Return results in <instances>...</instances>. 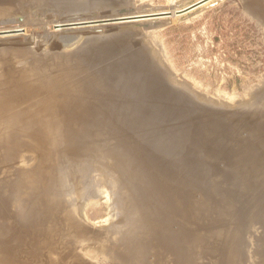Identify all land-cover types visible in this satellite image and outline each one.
Masks as SVG:
<instances>
[{
	"label": "bare ground",
	"instance_id": "obj_1",
	"mask_svg": "<svg viewBox=\"0 0 264 264\" xmlns=\"http://www.w3.org/2000/svg\"><path fill=\"white\" fill-rule=\"evenodd\" d=\"M122 2L0 0V20L10 18L13 5H23L16 19L0 22L21 24L13 31L0 29L1 40L19 38L8 33L31 27L44 28L43 33L49 29L50 22L30 18L37 16L35 8L44 7V16H65L114 9ZM259 3L264 7V0ZM184 9L55 21L54 32L35 35L37 41L47 35L53 40L60 32L87 28H78L82 25L106 28L97 23L176 17ZM23 17L27 20L20 23ZM75 37L59 38L63 52L48 46L42 52L0 49L1 139L19 133H8V125L28 129L32 145L27 151L35 158L31 170L20 171L16 191L19 211L30 210V215L17 220L15 210L1 209L0 264H30L25 256L40 264H92L78 255L79 248L103 264H251L244 222L264 219L248 203L256 198L264 204V133H257L251 114L194 104L190 95L170 86L144 52L130 57L112 50V38ZM74 40H82L81 46L68 51ZM31 52L37 55L28 57ZM263 87L264 82L254 90ZM259 94L254 104L262 100ZM174 122L190 125L182 139L175 132L169 135ZM246 132L256 139L244 138ZM13 159L8 144L0 146V194H15L5 174L15 165ZM64 162L73 163L75 172L66 174ZM95 198L108 204L111 227L104 231L92 230L85 220L84 209ZM197 220L202 235L195 229Z\"/></svg>",
	"mask_w": 264,
	"mask_h": 264
},
{
	"label": "rangeland",
	"instance_id": "obj_2",
	"mask_svg": "<svg viewBox=\"0 0 264 264\" xmlns=\"http://www.w3.org/2000/svg\"><path fill=\"white\" fill-rule=\"evenodd\" d=\"M259 1L260 0H223L216 7L200 14L197 13L200 9H197L184 15H176V17L171 14L172 17L170 18L165 17L157 20L156 18L138 19L137 23H124L125 20L122 22L118 20L97 23L107 24V27L127 24L128 26L140 25L136 28H129L126 31H120L110 35L87 36L81 32L91 30V28L89 29L88 26L82 25L78 28L87 27L88 29H74V31L67 30L64 31L66 32L65 35H61L63 32H60V36L57 40L61 44L63 43L62 50L53 52L64 51V42L59 39L62 37L65 39L64 36L71 40L72 38L74 39L75 36H79V38L81 36L84 39L97 36L102 40L103 38H112L114 39L112 50L116 51V53H123L130 57H133L140 52H144L153 68L162 76L166 77V81L169 82L170 86L173 89L176 86L175 90L177 89L178 91L179 89H182L180 92H183V96L190 95L193 98L189 97L193 100L192 102L197 101V103L194 104L200 102V104H202L201 106L206 105L210 111L214 106L216 109L218 107V109L251 114L250 120L253 122V125H256L257 133L259 132L258 130H263L262 133H264V118L256 115L258 113L264 116V89L259 91V93L261 92L262 100L260 103L254 104L255 100L260 96L258 91L254 89H257L256 87L264 82V7L260 5ZM27 4L29 5V3ZM21 6H23L21 3L13 5V10L16 7L18 9L16 8L14 10V13L10 15V18H1L0 22H5L8 19H16L20 16L21 13H23ZM187 6H189V4L186 0H184V2L183 0H124V2L117 5L114 9L100 8L84 13L90 14L92 12L110 9L112 14L95 17L99 19H107L110 17L120 18L126 16L125 14H128H115L114 11L119 9L124 10L126 8H132L134 9L132 13L137 12V14L141 13L144 15L168 12L173 8L184 9ZM137 8H140L143 11L140 9L137 10ZM43 11L44 7L32 10V12H41L42 14L44 13ZM77 14L80 13L71 15ZM57 15H60V17L64 16L61 14ZM67 15L70 14H66L65 16ZM79 19H81V17H71L64 21ZM157 21H160L164 25L149 28L143 26L144 24H154ZM47 22H50L51 24L47 27L49 29H46L44 33L46 32L49 34L50 32H54L56 30L54 27L55 21ZM106 28L99 29L104 30ZM29 30L32 31V27L29 28ZM29 30H26L27 34L29 33ZM8 34L18 35L17 33L12 32ZM3 35L0 36V40ZM40 39L52 41L51 35L50 37L47 35V37L45 36ZM81 42L77 44L74 40L69 44L72 47L74 45V47H71L72 49L68 51L78 49L81 46ZM75 44H77V46H75ZM30 48L34 47H26L24 49ZM30 54H32V56L33 54L37 55L36 52H31L27 53V56L29 57ZM256 95H258V97ZM200 104H198V106H200ZM34 107L39 106L36 105ZM15 115L16 114L13 112L9 113V116ZM176 123L179 122L170 123L169 135L170 132H175V134L182 139L184 133L190 128V125L186 123ZM16 129L19 130V133L13 139L6 137V142L1 139L2 136L0 134V146L8 144L9 152L14 156L12 161L15 162L13 163L15 165L9 170H6L5 173L10 180L11 188L15 194L12 192H10V196H8L9 194H0V213L2 212V208L10 211L15 210L17 212L16 219L19 220L20 218H23V216L25 217L31 213L29 210L27 214L23 215L21 211H19L16 191L17 189H20V171L23 169L31 170L35 164V158L32 151H27L32 145L30 140L27 139L30 136L29 130L22 129L21 126L14 127L8 125V133L12 134ZM242 136L251 141L256 139L255 137L251 138L252 136H250L248 132L243 133ZM17 140H24V142H27L28 144L18 147L16 144ZM75 157L76 156L73 157V160ZM18 167H21L20 170H17ZM63 168L66 174L75 172L73 163L71 162H64ZM76 177L79 179V176ZM97 191H99V189L95 190V192ZM260 202L261 201L256 198L248 200L249 207L257 209L256 211H259V213L264 216V204ZM84 210L87 215V218H85V220L87 219L86 223L92 230L96 232L104 231L111 227L108 220V204L105 202L104 198L90 200ZM80 217L83 218V216ZM201 222L202 221L200 220L196 221L197 225L195 229L202 235L204 234V230L197 229L202 227ZM11 226H13V220ZM244 227L246 229V237H248L249 241V261L252 264L254 258L259 255L258 260H256L254 264H264V251L262 248V242L264 243V219H255L254 217L253 219H251V217L248 219L246 218ZM77 241L81 243L82 239L79 238ZM46 255L51 256L48 252H46ZM78 255L84 257L92 264L104 263V261H101L100 257L95 258L88 249L83 250L79 248ZM25 259L26 262H31L30 264H40L35 261L37 259L34 256L28 257L29 260L25 256ZM22 261L25 262L24 257ZM32 261H34V263H32Z\"/></svg>",
	"mask_w": 264,
	"mask_h": 264
},
{
	"label": "water",
	"instance_id": "obj_3",
	"mask_svg": "<svg viewBox=\"0 0 264 264\" xmlns=\"http://www.w3.org/2000/svg\"><path fill=\"white\" fill-rule=\"evenodd\" d=\"M184 1V0H183ZM213 0H186V2H188L189 6H187L184 11H182L181 13H178L179 15H184L186 13H189L193 10H197V13H204L214 7H216L217 5H219L223 0H216V2H213L212 4L206 6L205 8H201V6L207 2H210ZM115 14L117 15H121L123 13H132L133 9L132 8H126V9H119V10H115L114 11ZM113 12V13H114ZM31 14V13H29ZM112 14V11L110 9H105V10H100L99 12H92L90 14L87 13H80L77 15H67V16H62L60 17V15L58 16L57 14H55L54 12H48L45 16L39 12L36 15L31 14L30 18L35 19V17L40 20V19H44L45 21H59V20H66L68 18L74 17V18H82V17H98V16H104V15H110ZM120 17V16H119ZM170 18L171 15L170 14H164V15H155V16H150V18ZM123 18V17H120ZM144 18V17H143ZM139 19V18H137ZM136 19V20H137ZM141 19V18H140ZM24 20H27L25 17L20 19V23H23ZM124 21V19L120 20V22ZM29 22V19H28ZM27 22V23H28ZM103 23V22H100ZM17 25H21V24H15V25H8V26H0V29L4 28V30H14L17 28ZM164 24H162L160 21L155 22L154 24H144L143 26L145 28H149V27H160ZM140 25H134V26H128L127 25H119V26H110L107 27L106 29H91V30H85L81 33L90 36V35H110L112 33H118L120 31H126L129 28H136ZM21 29H24V27H22ZM44 28L41 27H32V31H30L29 29V36L28 38L25 40L23 35L25 34V30H20L18 32H12V33H17L20 34L21 36L19 38H15V39H11V40H0V48H5V47H34L36 52H42L44 50V48L46 46H48V49L50 51H61L62 50V44L60 42H58V37L60 36V34H56L55 38L52 41H48L46 39H40L37 41L36 39V35L37 33L43 32ZM6 33V32H5ZM4 33H0V36L3 35ZM66 32H63L61 35H65ZM37 42V43H36ZM37 45V46H36Z\"/></svg>",
	"mask_w": 264,
	"mask_h": 264
}]
</instances>
